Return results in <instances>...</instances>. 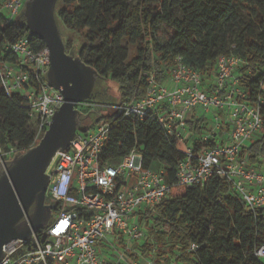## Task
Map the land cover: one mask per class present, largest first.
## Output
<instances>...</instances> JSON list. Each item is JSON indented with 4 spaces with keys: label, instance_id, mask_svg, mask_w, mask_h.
I'll list each match as a JSON object with an SVG mask.
<instances>
[{
    "label": "trees",
    "instance_id": "1",
    "mask_svg": "<svg viewBox=\"0 0 264 264\" xmlns=\"http://www.w3.org/2000/svg\"><path fill=\"white\" fill-rule=\"evenodd\" d=\"M56 18L82 37L77 56L101 79L119 84L121 101L145 95L143 72H152L165 82L179 56L212 81L222 54H235L244 61L240 73L249 100L264 98V0H58ZM162 27L171 31L164 43L158 38ZM23 38L35 52L46 48L42 39L30 33L24 16L14 20L0 10V66L18 62L10 47ZM126 39L138 46L131 59L123 45ZM64 42L70 54L69 42ZM260 109L264 120V103ZM106 119L112 120V128L101 155L104 164L137 149L145 167L164 166L173 184L171 194L155 211L139 214V221L151 225L154 237L144 239L138 254L150 256L156 250L160 264H264L256 255L264 242L263 211L249 210L233 185L218 176L204 186L175 184L184 145L169 137L157 119L109 115L96 124ZM187 122L194 137L209 130L205 116L194 114ZM39 142L28 101L19 93H8L0 77L2 158L12 149L25 153ZM244 153L251 164H258L264 154V123ZM191 244L196 250H190Z\"/></svg>",
    "mask_w": 264,
    "mask_h": 264
},
{
    "label": "built area",
    "instance_id": "2",
    "mask_svg": "<svg viewBox=\"0 0 264 264\" xmlns=\"http://www.w3.org/2000/svg\"><path fill=\"white\" fill-rule=\"evenodd\" d=\"M23 1H5L3 8L9 18L20 15ZM10 50L18 62L0 66L2 84L8 93H19L28 101L36 123V139L41 140L64 103L62 93L47 76L50 50L46 46L35 52L25 38ZM243 64L238 55L222 54L214 79L207 81L201 71L179 56L165 82L152 72H143L147 80L145 95L114 105L110 116L140 120L150 116L164 126L169 137L184 145L185 157L177 165L175 184L204 186L218 176L233 185L249 210L264 212V154L254 165L244 153L262 129L260 105L264 98L249 100L242 85ZM198 107L206 112L214 110V121L207 132L194 137L187 121L194 114L198 116ZM111 128L112 120L106 119L92 130L78 129L69 146L56 153L46 173L50 176L47 194L57 204L58 213L51 215L30 239L6 243L0 264H110L100 254V245L111 243L108 238L116 232L128 236L129 241L115 264L122 260L126 264H160L154 254L141 257L137 252L146 237L139 214L155 211L171 194L173 184L164 166L145 167L144 156L137 149L116 166L104 164L101 155ZM219 136L221 142L217 143ZM210 141L214 144L206 146ZM197 145L202 149L197 151ZM14 154V149L4 153L6 157ZM2 156L0 151V160ZM196 248L191 244V251ZM129 250L138 255L132 262H128ZM256 255L264 260V242Z\"/></svg>",
    "mask_w": 264,
    "mask_h": 264
},
{
    "label": "water",
    "instance_id": "3",
    "mask_svg": "<svg viewBox=\"0 0 264 264\" xmlns=\"http://www.w3.org/2000/svg\"><path fill=\"white\" fill-rule=\"evenodd\" d=\"M57 3L58 0H31L27 5L26 24L30 33L42 39L50 50L47 76L62 93L64 103L38 145L18 157L9 155L0 164V260L6 243L28 240L47 224L55 207L45 205L50 182L46 171L56 153L66 149L74 138L78 130L76 105L91 97L98 76L79 57L67 53L57 23Z\"/></svg>",
    "mask_w": 264,
    "mask_h": 264
},
{
    "label": "rangeland",
    "instance_id": "4",
    "mask_svg": "<svg viewBox=\"0 0 264 264\" xmlns=\"http://www.w3.org/2000/svg\"><path fill=\"white\" fill-rule=\"evenodd\" d=\"M6 0H0V10L3 14L8 15V11L3 8V5L5 4ZM31 0H24L23 1V6L21 8V13L19 16H24V18L26 19V11H27V5ZM2 5V6H1ZM18 17L14 18V20H17ZM58 23V27L61 33V36L63 38V40L69 42V48L68 50H70V55H73L74 57H78V50L81 47V45L83 44V39L82 37L77 34L74 33L72 31H70L68 28L64 27L63 24H61L59 21H57ZM170 29L166 28V27H162L159 33V40L161 42H167L169 36H170ZM123 45L126 46L129 50L130 53V59L135 55L136 51H137V45L131 44L128 42V40H124L123 41ZM121 98V92H120V87L119 84L115 81L112 80H105V79H101L99 76H95V83H94V88L91 94V97H89L84 103L82 104H78L76 105V109L78 110L77 113V127L79 130L85 131L87 130L89 127H92L96 124V121L98 119H100L101 117L104 116H109L113 113V106L117 105L118 103L121 102L120 100ZM214 110L210 111V112H206L204 108L202 107H198L197 108V115L199 116H205L208 119L209 122V127H212L213 125V121H214V114H213ZM221 142V138L220 136L217 138V143ZM21 153H15L14 155H10V156H14V157H18ZM8 157H4L2 158V160H0V164H3ZM122 159H116L111 161V165L116 166L117 164H119L121 162ZM58 213V210H54L51 215L55 216ZM51 215L48 219L51 218ZM137 219V217H135L133 221H135ZM139 222V221H138ZM141 225L144 228V231L146 233V237L145 239H151L154 236L152 235L150 228L151 225L147 224L145 221H140ZM123 235V236H122ZM109 240H111L109 243L110 246H108V248H104V251H102V248L100 249V254L104 255L103 252L106 253L105 258L108 259V262L110 264H115L116 262L120 261L119 255L124 253L126 251L127 248V244L129 241L128 236H125L124 234H120V233H115L113 236H110L108 238ZM144 240L141 241V243ZM139 252L141 251V249H138ZM156 250L153 252L154 254H156ZM130 254V250L128 252ZM155 256V255H154ZM141 257H143V255H141ZM134 260V258H132L130 255L128 256V262H132ZM127 261H123L121 262V264H126Z\"/></svg>",
    "mask_w": 264,
    "mask_h": 264
},
{
    "label": "flooded vegetation",
    "instance_id": "5",
    "mask_svg": "<svg viewBox=\"0 0 264 264\" xmlns=\"http://www.w3.org/2000/svg\"><path fill=\"white\" fill-rule=\"evenodd\" d=\"M49 185V184H48ZM48 189V187H47ZM45 205H48V206H54L55 208L52 210V212L54 210H57V204L56 203H53L51 201V199L48 197V194L46 193V199H45ZM34 209H35V205L30 209V214H32L34 212Z\"/></svg>",
    "mask_w": 264,
    "mask_h": 264
},
{
    "label": "crops",
    "instance_id": "6",
    "mask_svg": "<svg viewBox=\"0 0 264 264\" xmlns=\"http://www.w3.org/2000/svg\"><path fill=\"white\" fill-rule=\"evenodd\" d=\"M111 241V240H110ZM108 246H110L109 242L108 241H104L101 245H100V249L102 248V251H104V248H108ZM109 249V248H108ZM101 252V251H100ZM104 255L102 254V256L105 257L106 253L103 252ZM108 258V257H107Z\"/></svg>",
    "mask_w": 264,
    "mask_h": 264
}]
</instances>
